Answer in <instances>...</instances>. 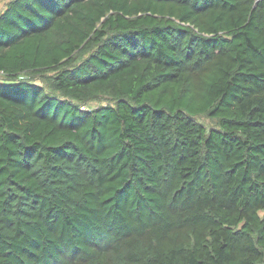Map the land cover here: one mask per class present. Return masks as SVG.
I'll return each instance as SVG.
<instances>
[{"label": "trees", "instance_id": "16d2710c", "mask_svg": "<svg viewBox=\"0 0 264 264\" xmlns=\"http://www.w3.org/2000/svg\"><path fill=\"white\" fill-rule=\"evenodd\" d=\"M0 264H264V0H8Z\"/></svg>", "mask_w": 264, "mask_h": 264}, {"label": "rangeland", "instance_id": "374dc122", "mask_svg": "<svg viewBox=\"0 0 264 264\" xmlns=\"http://www.w3.org/2000/svg\"><path fill=\"white\" fill-rule=\"evenodd\" d=\"M8 2V0H1L0 1V12L6 7V3ZM106 101L105 100H95V101H93V102H91L90 104H89V106H94V107H96V106H98V105H100V104H102V103H105ZM200 120L201 121H203L205 124H207L208 126H210V125H212L213 124V122L209 119V118H207V117H201L200 118Z\"/></svg>", "mask_w": 264, "mask_h": 264}, {"label": "built area", "instance_id": "2783aa9c", "mask_svg": "<svg viewBox=\"0 0 264 264\" xmlns=\"http://www.w3.org/2000/svg\"><path fill=\"white\" fill-rule=\"evenodd\" d=\"M85 108V106H82V109H84Z\"/></svg>", "mask_w": 264, "mask_h": 264}]
</instances>
